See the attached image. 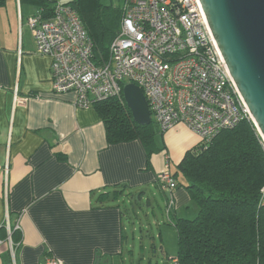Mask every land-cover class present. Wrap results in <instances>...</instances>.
Here are the masks:
<instances>
[{
  "label": "crops",
  "instance_id": "1",
  "mask_svg": "<svg viewBox=\"0 0 264 264\" xmlns=\"http://www.w3.org/2000/svg\"><path fill=\"white\" fill-rule=\"evenodd\" d=\"M37 11L19 0L0 6V264H13L4 222L14 264H44L47 256L64 264H168L174 221L197 208L184 186L163 187L157 176L178 173L199 137L177 123L155 136L159 150L149 157L138 139L108 142L94 105L53 91L51 58L36 52L27 23ZM154 190L162 205H153ZM143 198L152 221L136 223L134 204L131 214L125 203ZM142 227L148 245L135 258Z\"/></svg>",
  "mask_w": 264,
  "mask_h": 264
},
{
  "label": "built area",
  "instance_id": "2",
  "mask_svg": "<svg viewBox=\"0 0 264 264\" xmlns=\"http://www.w3.org/2000/svg\"><path fill=\"white\" fill-rule=\"evenodd\" d=\"M121 4L119 29L109 44L108 59L101 63L95 61L92 41L69 5L56 2L49 19L39 13L28 18L36 52L51 58L53 91L73 92L74 104L88 107L110 97L123 100V85L133 82L162 132L182 123L200 141H210L245 117L251 119L200 0H122ZM157 181L175 187L168 168ZM4 224L14 264L11 232ZM44 264L64 263L47 256ZM169 264L181 263L170 257Z\"/></svg>",
  "mask_w": 264,
  "mask_h": 264
},
{
  "label": "trees",
  "instance_id": "3",
  "mask_svg": "<svg viewBox=\"0 0 264 264\" xmlns=\"http://www.w3.org/2000/svg\"><path fill=\"white\" fill-rule=\"evenodd\" d=\"M6 1L0 0V6ZM19 1L36 7L34 14L43 19L54 15V0ZM61 3L77 12L92 41L95 61H106L120 26L122 4L103 6L96 0ZM94 106L108 142L138 139L147 157L159 150L155 136L163 132L156 122L152 126V117L147 125L136 123L125 102L116 97ZM177 171L182 179L177 182L178 173H172L175 187L187 189L197 210L192 217L174 221L176 254L171 257L181 264H264V146L252 120L245 117L233 128L221 129L210 141L199 140L185 152Z\"/></svg>",
  "mask_w": 264,
  "mask_h": 264
},
{
  "label": "water",
  "instance_id": "4",
  "mask_svg": "<svg viewBox=\"0 0 264 264\" xmlns=\"http://www.w3.org/2000/svg\"><path fill=\"white\" fill-rule=\"evenodd\" d=\"M226 66L264 140V0H200ZM123 101L140 125L151 113L140 87L126 82Z\"/></svg>",
  "mask_w": 264,
  "mask_h": 264
},
{
  "label": "rangeland",
  "instance_id": "5",
  "mask_svg": "<svg viewBox=\"0 0 264 264\" xmlns=\"http://www.w3.org/2000/svg\"><path fill=\"white\" fill-rule=\"evenodd\" d=\"M62 1H67V0H59V2H62ZM86 1H88V0H86ZM97 1V3H100L101 5H103V6H112V7H120V4H121V2H122V0H96ZM250 119V118H249ZM251 120V119H250ZM152 126H154V127H156L155 126V121H154V119H153V121H152ZM160 133H158V134H156V142L158 141V138L160 139V135H159ZM262 140V139H261ZM264 143V142H263ZM179 177L181 178L182 177V175H181V173H179ZM155 191V190H154ZM149 196H150V198H151V201H152V203H153V205H156V203L157 204H159V205H162V199L159 197V195L156 193V191H155V196L153 197V196H151L150 194H149ZM131 197H133V196H131ZM144 202H146V198H143V200H142V204H138V206H136L135 204V201H133V203H125L126 204V206H127V210L131 213V214H133L134 213V211H132V209H133V207H132V204H134V209H135V212L137 213V217H139V218H137L135 221H136V223H139L140 221H152V215H151V213H150V211L149 212H147V215L145 214L146 213V209L144 208ZM163 207V206H162ZM141 208H144L145 209V212L144 213H142V211H141ZM155 209V213H157V214H160V211L158 210V208H157V206L154 208ZM142 226V225H141ZM143 228V227H142ZM132 229V228H131ZM145 229L143 228L142 229V232H140L139 230H138V228H136V239L134 240V243H135V245H136V250H135V258H137V253L139 252L138 251V248H139V245L141 246V245H143V244H147L148 245V241H147V239L145 238V236H143L142 237V239L140 238V235H144V233H145ZM130 232V231H129ZM153 259H155V258H153Z\"/></svg>",
  "mask_w": 264,
  "mask_h": 264
}]
</instances>
